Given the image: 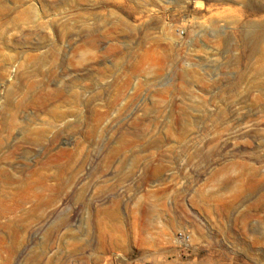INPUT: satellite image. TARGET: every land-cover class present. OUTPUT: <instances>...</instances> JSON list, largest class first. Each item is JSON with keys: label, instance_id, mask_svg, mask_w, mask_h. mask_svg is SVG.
<instances>
[{"label": "rangeland", "instance_id": "374dc122", "mask_svg": "<svg viewBox=\"0 0 264 264\" xmlns=\"http://www.w3.org/2000/svg\"><path fill=\"white\" fill-rule=\"evenodd\" d=\"M0 264H264V0H0Z\"/></svg>", "mask_w": 264, "mask_h": 264}]
</instances>
